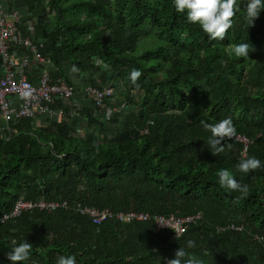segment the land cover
I'll use <instances>...</instances> for the list:
<instances>
[{"label": "trees", "instance_id": "1", "mask_svg": "<svg viewBox=\"0 0 264 264\" xmlns=\"http://www.w3.org/2000/svg\"><path fill=\"white\" fill-rule=\"evenodd\" d=\"M14 3L22 22L34 21L33 41L57 67L55 75L67 65L90 82L112 83L114 103L125 108L102 121L77 95L82 109L68 122L23 120L10 141H0V217L20 196L76 200L114 213L202 217L171 241L150 223L96 227L70 208H33L0 222V264H12L8 254L23 242L33 247L22 264H56L61 255L75 256L76 264H167L180 247L200 264H264V245L252 237L264 239V12L250 26L248 0H237L228 35L213 41L176 11L174 0ZM148 38L152 48L137 51ZM240 43L249 44L246 60L230 54L229 46ZM133 69L142 73L136 85ZM118 92L124 99L115 101ZM227 118L247 145L226 140L213 156L201 121ZM77 130L86 136H73ZM253 156L262 166L238 172L240 160ZM221 169L248 186L247 197L219 185Z\"/></svg>", "mask_w": 264, "mask_h": 264}, {"label": "built area", "instance_id": "2", "mask_svg": "<svg viewBox=\"0 0 264 264\" xmlns=\"http://www.w3.org/2000/svg\"><path fill=\"white\" fill-rule=\"evenodd\" d=\"M20 8L14 0H0V141H10L16 128L25 120H34L36 117H48L50 120H64L68 122L71 116L82 109L75 98L77 95L90 100L91 113L100 117L102 121H110L119 111L120 102L115 104L114 85H102L83 78L82 72L69 66H63L64 75H55L57 67L47 57L43 56L33 41L34 21L27 19L22 22ZM25 28V30H23ZM26 31V32H25ZM98 63L102 62L97 60ZM28 74L35 78L29 79ZM24 93H29L27 97ZM141 133H147L143 129ZM73 136L85 137L86 131H75ZM247 145V140L241 136L233 138ZM245 148L243 149V153ZM33 208L52 212L58 208H70L74 213L89 219L90 223L100 227L107 221L117 223H150L153 229L168 233L169 240L176 239L173 230H179L180 235L189 229L190 225L202 217L199 211L195 214L180 215L152 214L145 212H112L107 208L98 209L81 204L73 200L70 204L66 200L25 199L20 196L10 212L1 215L0 222L11 223L22 212ZM168 225L162 226L161 224ZM227 228L237 232L243 231L242 225L228 224ZM173 229V230H172ZM223 229V228H222ZM179 235V236H180ZM253 239L264 245L263 236L253 234ZM34 264H42L34 262Z\"/></svg>", "mask_w": 264, "mask_h": 264}, {"label": "clouds", "instance_id": "3", "mask_svg": "<svg viewBox=\"0 0 264 264\" xmlns=\"http://www.w3.org/2000/svg\"><path fill=\"white\" fill-rule=\"evenodd\" d=\"M174 5L178 13H186L187 21L192 24H198L207 34L208 38L213 41H223L225 39L229 29L233 26L234 17L239 11L237 0H174ZM261 12H264V0H248L244 19L251 26L259 18ZM229 51L236 58L246 60L249 57V44L240 43L230 45ZM141 75L142 73L139 70L133 69L130 74L131 82L136 85ZM28 95L29 93H24L25 97ZM201 124L205 130L211 133L207 141V146L210 147L213 156H218L225 150L224 142L226 140H231L237 136V130L230 118L220 120L215 124L201 121ZM261 166V161L253 156L241 159L236 169L240 173L247 174ZM217 174L219 177V185L223 189L228 192H239L240 198L247 197L249 192L248 186L238 182L231 171L221 169ZM161 225L170 227L165 224ZM173 231L176 233V238L178 239L180 235L179 230ZM194 246V241H188V247L191 248ZM32 247L33 245L29 242L20 243L11 249L8 254V259L12 261V264H22L23 261L29 258ZM56 264H76V258L75 256L61 255L57 258ZM167 264H200V262L196 258L190 257L180 247L175 252V258L168 260Z\"/></svg>", "mask_w": 264, "mask_h": 264}, {"label": "rangeland", "instance_id": "4", "mask_svg": "<svg viewBox=\"0 0 264 264\" xmlns=\"http://www.w3.org/2000/svg\"><path fill=\"white\" fill-rule=\"evenodd\" d=\"M150 38H148V39H141V40H139L138 41V45H137V51H141V50H143V49H148L150 46ZM150 48H152V47H150ZM123 89V88H122ZM125 90H127V89H125ZM125 90H123V92L125 91ZM129 93L130 94H133V95H136V92L133 90V89H131L130 91H129ZM123 95L124 94H122V92H118V98L119 99H117V98H115V101H119V100H121V99H124V97H123ZM138 96L139 95H137V96H134V98L135 99H137L138 98ZM120 103V102H119ZM115 104H118V103H115ZM124 108H125V104H123V103H121L120 104V109L121 110H124ZM120 112V111H119ZM39 121V120H38ZM37 121V122H38ZM36 122V123H37Z\"/></svg>", "mask_w": 264, "mask_h": 264}, {"label": "crops", "instance_id": "5", "mask_svg": "<svg viewBox=\"0 0 264 264\" xmlns=\"http://www.w3.org/2000/svg\"><path fill=\"white\" fill-rule=\"evenodd\" d=\"M28 77H29V79H31V77H32V79L35 78L34 74H28ZM34 120H37L38 121L39 120V117H36V119H34Z\"/></svg>", "mask_w": 264, "mask_h": 264}]
</instances>
